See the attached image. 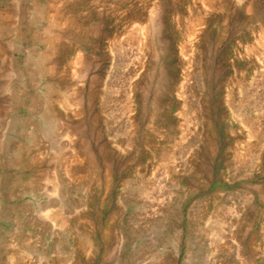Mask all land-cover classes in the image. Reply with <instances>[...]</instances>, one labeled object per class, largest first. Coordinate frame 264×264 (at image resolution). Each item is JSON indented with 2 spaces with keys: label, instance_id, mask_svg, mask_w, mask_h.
<instances>
[{
  "label": "rangeland",
  "instance_id": "obj_1",
  "mask_svg": "<svg viewBox=\"0 0 264 264\" xmlns=\"http://www.w3.org/2000/svg\"><path fill=\"white\" fill-rule=\"evenodd\" d=\"M0 264H264V0H0Z\"/></svg>",
  "mask_w": 264,
  "mask_h": 264
},
{
  "label": "bare ground",
  "instance_id": "obj_2",
  "mask_svg": "<svg viewBox=\"0 0 264 264\" xmlns=\"http://www.w3.org/2000/svg\"><path fill=\"white\" fill-rule=\"evenodd\" d=\"M55 24H56V23H55ZM143 35H144V33L142 32V35H141L142 37H141V41H140V44H141V45H143V42H144V41H142V40L144 39ZM144 43H145V42H144Z\"/></svg>",
  "mask_w": 264,
  "mask_h": 264
}]
</instances>
